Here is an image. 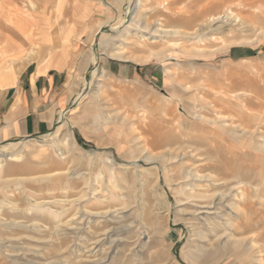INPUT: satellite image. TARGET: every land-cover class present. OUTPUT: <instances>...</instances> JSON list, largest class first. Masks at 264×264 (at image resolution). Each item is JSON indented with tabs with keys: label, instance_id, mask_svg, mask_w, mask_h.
I'll list each match as a JSON object with an SVG mask.
<instances>
[{
	"label": "rangeland",
	"instance_id": "rangeland-1",
	"mask_svg": "<svg viewBox=\"0 0 264 264\" xmlns=\"http://www.w3.org/2000/svg\"><path fill=\"white\" fill-rule=\"evenodd\" d=\"M14 1L0 52L75 87L0 145V264H264V0Z\"/></svg>",
	"mask_w": 264,
	"mask_h": 264
},
{
	"label": "crops",
	"instance_id": "crops-1",
	"mask_svg": "<svg viewBox=\"0 0 264 264\" xmlns=\"http://www.w3.org/2000/svg\"><path fill=\"white\" fill-rule=\"evenodd\" d=\"M11 51L0 52V145L47 134L69 106L75 87L63 69L24 64L29 54ZM17 63L24 65L20 71Z\"/></svg>",
	"mask_w": 264,
	"mask_h": 264
},
{
	"label": "bare ground",
	"instance_id": "bare-ground-1",
	"mask_svg": "<svg viewBox=\"0 0 264 264\" xmlns=\"http://www.w3.org/2000/svg\"><path fill=\"white\" fill-rule=\"evenodd\" d=\"M29 1V0H28ZM31 1V0H30ZM29 1V2H30ZM38 1V0H37ZM17 2V0L16 1H14V4ZM20 2V1H19ZM6 3V2H5ZM31 3V2H30ZM39 3V2H38ZM41 3V2H40ZM39 3V4H40ZM211 3V2H210ZM21 4H23L24 5V3H21L20 2V4L19 5H21ZM32 4V3H31ZM30 4V5H31ZM59 4H60V2H59V0H58V2L56 3V6L58 7L59 6ZM5 5V4H4ZM167 6H169L168 4H165V7H164V9H166L167 8ZM171 6V5H170ZM39 7V6H38ZM172 7V6H171ZM4 13V12H3ZM5 14V13H4ZM168 18V17H167ZM171 18H172V16H171ZM10 19V18H9ZM176 19H178V18H176ZM3 20V19H2ZM162 22V21H161ZM2 24L4 25V23L2 22ZM160 24V23H159ZM20 25V24H19ZM0 26H1V24H0ZM160 27L162 26L161 24L159 25ZM2 27V26H1ZM157 28H158V25H157ZM162 28V27H161ZM3 30V29H2ZM154 32H156V33H159V32H163V33H171V32H168V31H162L161 29H156ZM14 33V32H13ZM22 34V33H21ZM0 36H1V30H0ZM3 37V36H2ZM29 37V36H28ZM39 37V36H38ZM37 37V38H38ZM1 38V37H0ZM4 38V37H3ZM2 40V39H1ZM1 42V41H0ZM3 42V41H2ZM23 44V43H22ZM24 45V44H23ZM33 46L34 47H37L38 46V44L37 43H34L33 44ZM47 50V49H46ZM30 52H33V50L31 49V51ZM47 52V51H46ZM38 53V52H37ZM39 65V64H38ZM207 77V76H206ZM213 77V76H212ZM211 81V80H210ZM209 81V82H210ZM248 84V87L250 88V90L252 91L253 90V92L255 93V91H256V95H259V94H261L262 95V92L258 89V88H256V86H255V83H254V81H252V80H249V82L247 83ZM231 85V84H230ZM262 88V87H261ZM237 93V92H236ZM260 96V95H259ZM263 96H264V94H263ZM250 98V97H249ZM248 99V98H247ZM260 101V100H259ZM249 103V102H248ZM245 104V103H244ZM232 104H229V106H231ZM252 115V114H251ZM238 116L240 117H242L243 118V120H242V122H245L246 124H248L251 120H250V116H249V114H248V110H244L243 108L240 110V112L238 111ZM178 117V116H177ZM258 125H260V124H258ZM261 127V126H260ZM258 130V129H257ZM261 131V130H260ZM262 149V148H261ZM260 149V150H261ZM263 150V149H262ZM249 155H251V156H253V157H255V158H259V159H261V157L260 156H258L257 154H255V153H248ZM247 155V154H246ZM250 156V157H251ZM249 157V156H248ZM263 159H264V157H262ZM251 159V158H250ZM264 165V164H263ZM198 170V169H197ZM248 171V170H247ZM190 172V171H189ZM191 177V176H190ZM199 176L198 175H194V176H192L191 177V179H194V185H193V187L192 188H190L188 191H187V195L190 197V198H193V199H198V200H205V199H207V197H209V195L207 196V193L206 192H204L203 190H201V186H199L198 184H196V182H198V180L196 179V178H198ZM247 177V176H246ZM189 178V177H188ZM240 178H242V177H240ZM190 179V178H189ZM190 179V181H192ZM197 180V181H196ZM210 185V184H209ZM185 187H187V185H185ZM236 191H238V194H236V195H233V197H234V201L235 200H238L241 196H243V191H240V189H238V190H236ZM209 199V198H208ZM241 202H243V204H249L251 201L250 200H245V199H243ZM261 202H263V205H262V208L264 209V199H261ZM234 208H235V210H238L239 212L241 211L242 212V214H245V213H243V209H242V207L238 204V203H235L234 204ZM259 261H261V260H259Z\"/></svg>",
	"mask_w": 264,
	"mask_h": 264
}]
</instances>
